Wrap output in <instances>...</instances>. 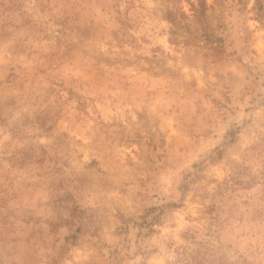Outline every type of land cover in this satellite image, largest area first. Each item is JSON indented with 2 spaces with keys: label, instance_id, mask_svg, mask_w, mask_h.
Returning <instances> with one entry per match:
<instances>
[{
  "label": "rangeland",
  "instance_id": "374dc122",
  "mask_svg": "<svg viewBox=\"0 0 264 264\" xmlns=\"http://www.w3.org/2000/svg\"><path fill=\"white\" fill-rule=\"evenodd\" d=\"M0 264H264V0H0Z\"/></svg>",
  "mask_w": 264,
  "mask_h": 264
}]
</instances>
